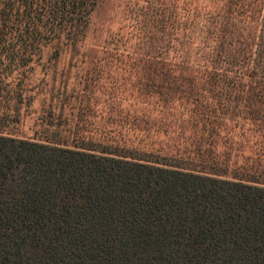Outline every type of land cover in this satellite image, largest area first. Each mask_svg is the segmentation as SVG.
I'll use <instances>...</instances> for the list:
<instances>
[{
    "label": "trees",
    "instance_id": "1",
    "mask_svg": "<svg viewBox=\"0 0 264 264\" xmlns=\"http://www.w3.org/2000/svg\"><path fill=\"white\" fill-rule=\"evenodd\" d=\"M101 1L0 0V264H264V0Z\"/></svg>",
    "mask_w": 264,
    "mask_h": 264
},
{
    "label": "rangeland",
    "instance_id": "2",
    "mask_svg": "<svg viewBox=\"0 0 264 264\" xmlns=\"http://www.w3.org/2000/svg\"><path fill=\"white\" fill-rule=\"evenodd\" d=\"M101 2L94 18L93 35L87 44L91 51L97 50L111 32L125 25L128 2H148V0H102ZM65 63L68 66L70 61L65 60ZM65 63H62V66ZM58 67L60 68V64ZM77 71V68L72 69L73 77L78 75Z\"/></svg>",
    "mask_w": 264,
    "mask_h": 264
}]
</instances>
